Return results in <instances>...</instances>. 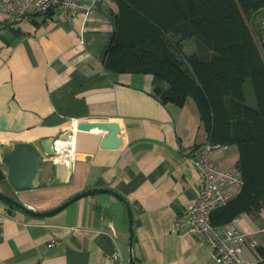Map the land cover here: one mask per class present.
Returning <instances> with one entry per match:
<instances>
[{
	"label": "crops",
	"instance_id": "0c3cea01",
	"mask_svg": "<svg viewBox=\"0 0 264 264\" xmlns=\"http://www.w3.org/2000/svg\"><path fill=\"white\" fill-rule=\"evenodd\" d=\"M37 13L28 11L11 25L0 10V143L37 144L70 133V164L63 168L46 158L39 187L16 191L5 177L0 191L45 211L83 190L111 188L130 205L134 264H217L206 235L174 228L176 215L201 189L194 158L208 135L193 101L161 104L152 90L164 89L163 81L105 71L116 1L100 4L87 21L51 12L42 22ZM82 121L118 124L121 143L101 148L105 131L76 130ZM211 159L222 169L234 168L238 152L232 145L217 148ZM239 189L230 186L227 193L232 197ZM233 222L247 235L245 259L264 264V207ZM127 240V211L106 193L45 217L0 202V264H128Z\"/></svg>",
	"mask_w": 264,
	"mask_h": 264
},
{
	"label": "trees",
	"instance_id": "16d2710c",
	"mask_svg": "<svg viewBox=\"0 0 264 264\" xmlns=\"http://www.w3.org/2000/svg\"><path fill=\"white\" fill-rule=\"evenodd\" d=\"M115 1L105 71L163 81L164 89L152 90L161 104L181 107L191 99L208 142L236 147L240 189L211 211L213 227L221 230L241 213L256 214L264 207V57L254 36L264 54V25L254 33L247 20L264 11V0ZM40 13L42 22L52 14ZM246 79L253 104L245 100ZM5 177L0 164V182Z\"/></svg>",
	"mask_w": 264,
	"mask_h": 264
},
{
	"label": "built area",
	"instance_id": "2783aa9c",
	"mask_svg": "<svg viewBox=\"0 0 264 264\" xmlns=\"http://www.w3.org/2000/svg\"><path fill=\"white\" fill-rule=\"evenodd\" d=\"M113 1L115 0H9L0 2V10L6 17V23L11 25L23 20L28 11L59 13L63 20L72 19L80 14L83 20L87 21L100 4ZM79 40L82 42L81 37ZM55 142L53 145L55 156H59ZM217 148H226V146L213 145L207 141L195 156L194 162L200 175L201 189L194 203L176 215L174 228L179 232L206 235L211 247V256L217 264H253L243 255L247 240L244 231L240 230L233 221L221 230L210 223L211 211L230 198L227 188L240 186V177L234 168L222 169L212 161L211 152ZM64 157L70 164L71 153L67 156L65 154ZM52 160L56 162L53 157ZM261 233L264 234V229ZM113 258L116 259L117 254H114Z\"/></svg>",
	"mask_w": 264,
	"mask_h": 264
},
{
	"label": "water",
	"instance_id": "95a60500",
	"mask_svg": "<svg viewBox=\"0 0 264 264\" xmlns=\"http://www.w3.org/2000/svg\"><path fill=\"white\" fill-rule=\"evenodd\" d=\"M76 130L90 131L98 129L105 131L101 138L99 146L106 149H115L120 143L121 139L117 136L120 128L118 124L108 121H82L75 124ZM70 133H63L57 136H46L33 144L27 141L16 142L13 146L0 143V164L6 168V177L16 191L35 189L41 185V170L40 166L46 158H52L56 155L54 150V142L56 140H64L69 138ZM106 193L116 200L120 201L128 215V240H127V256L128 264H134L133 256V227L132 214L129 202L117 191L111 188H92L78 192L60 204L45 211H36L29 208L26 204L8 196L0 191V202L11 206L21 212L35 217H45L54 214L73 201L84 196L94 193ZM110 206L113 202L109 203Z\"/></svg>",
	"mask_w": 264,
	"mask_h": 264
},
{
	"label": "rangeland",
	"instance_id": "374dc122",
	"mask_svg": "<svg viewBox=\"0 0 264 264\" xmlns=\"http://www.w3.org/2000/svg\"><path fill=\"white\" fill-rule=\"evenodd\" d=\"M257 12H258V10H256L255 13L252 14V18L247 20L248 26L250 27V29L252 28L254 33H255V30L257 32H259L260 29L264 25V11H262L258 14H257ZM254 40H255L256 44L258 45L262 56L264 57L263 51L261 49L260 41L256 35L254 36ZM184 45H185V51L189 53V51H191V49H192L191 46H193L192 42L190 40H187L184 42ZM243 89H244V95H245L246 102L249 104H253L254 98H253L252 88H251V85H250V82L248 79L245 80L244 85H243ZM50 160H51V162H53L52 158H50Z\"/></svg>",
	"mask_w": 264,
	"mask_h": 264
},
{
	"label": "bare ground",
	"instance_id": "6f19581e",
	"mask_svg": "<svg viewBox=\"0 0 264 264\" xmlns=\"http://www.w3.org/2000/svg\"><path fill=\"white\" fill-rule=\"evenodd\" d=\"M55 146H56V149L59 152V156H55V157H53V159H55L57 164H59L63 168H67L69 163L65 159L64 155L66 154V156H67V154L71 152L69 139L66 138L64 140H57L55 142Z\"/></svg>",
	"mask_w": 264,
	"mask_h": 264
}]
</instances>
